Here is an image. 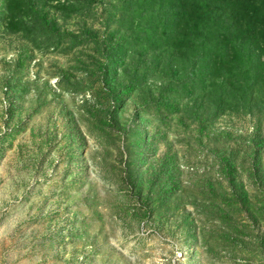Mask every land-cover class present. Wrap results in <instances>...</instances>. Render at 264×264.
<instances>
[{"label": "rangeland", "instance_id": "374dc122", "mask_svg": "<svg viewBox=\"0 0 264 264\" xmlns=\"http://www.w3.org/2000/svg\"><path fill=\"white\" fill-rule=\"evenodd\" d=\"M115 5L96 1L85 26L97 39L122 37V62L140 59L151 73L139 90L95 66L103 47L39 50L0 27V264H264V121L253 153L261 141L244 130L254 118L214 116L207 79L159 91L166 58L184 76L178 58L128 43L140 33L103 20ZM81 18L64 26L77 30ZM110 84L123 96L115 109L102 95ZM135 120L142 148L122 133Z\"/></svg>", "mask_w": 264, "mask_h": 264}, {"label": "trees", "instance_id": "16d2710c", "mask_svg": "<svg viewBox=\"0 0 264 264\" xmlns=\"http://www.w3.org/2000/svg\"><path fill=\"white\" fill-rule=\"evenodd\" d=\"M96 1L0 0V27L9 35L24 38L39 50L69 52L83 45L103 47L102 58L95 59V66L99 65L103 70L108 66L119 69L129 80L127 90H139L137 81L152 84V80L148 81L151 73L139 69L140 59L122 62V51L115 45L122 37L97 39L98 33L85 26L84 18L95 17L93 7ZM104 14L103 20H108L107 23L123 22L130 36L140 33L128 43L145 42L150 48L166 45L173 50L184 76L178 77L177 70L166 58L163 66L159 70L157 68L161 74L158 75L159 91H167L170 82L184 85L191 81L192 84L202 82L206 85L207 79L210 92L217 96L213 101L214 116L233 112L240 117L247 116L250 122L252 117L256 135L251 138V133L255 131L248 128L244 130L246 137L256 144L262 140L263 126L259 127L256 123L257 119L264 121V0H118V5L109 6ZM75 15L82 17L81 26L70 30L64 23ZM105 39L110 42L101 46V40ZM158 64L145 63V66L155 69ZM69 80L60 77L58 85L62 90H66L65 84L70 83ZM147 86L150 89V85ZM109 87L102 95L106 99L112 97L115 109L123 96L115 86L110 84ZM252 87H256L260 96L249 91ZM234 96L237 99L235 106L228 102ZM196 107L193 104L192 109ZM108 114L112 120L115 117L118 119L112 109ZM198 118L201 119L200 114ZM135 121L132 128L128 125L122 127V133H128L132 139L137 136L132 133H138L133 131L139 127ZM190 134L191 131L188 136ZM215 134V137L220 135L228 139L231 132L219 129ZM133 140L134 144L143 147V138L138 136ZM262 144L261 141L253 153L258 152Z\"/></svg>", "mask_w": 264, "mask_h": 264}]
</instances>
